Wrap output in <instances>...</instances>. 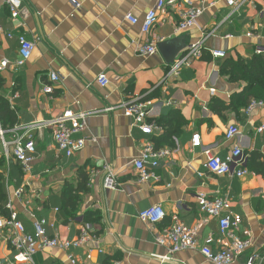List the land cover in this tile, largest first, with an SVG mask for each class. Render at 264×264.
<instances>
[{"label": "crops", "instance_id": "0c3cea01", "mask_svg": "<svg viewBox=\"0 0 264 264\" xmlns=\"http://www.w3.org/2000/svg\"><path fill=\"white\" fill-rule=\"evenodd\" d=\"M76 1L79 8L70 0H24L21 17L14 22L7 10L0 13V62L9 63L0 71V96L16 112L18 124L12 130L32 126L36 149L31 173L21 181L16 162L0 151L7 201H13V210L28 233L33 232L34 220L45 219L55 224V229L47 228V235L61 241L79 234L84 212L99 213V224L88 226L95 240L85 248L46 249L33 257V263L212 264L199 248L167 256L166 249L156 244L157 237L176 223L198 229L199 247L210 235L214 252L228 244L215 219L204 222L198 194L228 199L232 212L241 217L237 235L250 240L251 247L232 264H245L252 253L263 255L264 178L247 169L239 178L215 176L205 168L204 152L223 158L238 145L247 160L256 153L264 163V131H256L264 123V107L247 114L243 101L248 94L241 93L245 83H230L219 73L226 60L247 59L259 51L264 55V0H249L236 12L224 0H206L196 25L184 32L176 31V24L186 6L167 7L158 13V22L148 34L142 33L141 22L157 0ZM128 14L138 21L136 25L126 20ZM6 32H21L35 44L30 59L18 71L14 68L18 44ZM173 39L186 48L172 64H166L158 50L153 56L137 53L144 44L157 47ZM202 40V58L180 67L177 75L170 74L187 47ZM213 50L223 51L225 57L212 58ZM171 51L172 47L164 55ZM51 73L58 75L57 83H51ZM100 75L109 81L105 87L97 84ZM45 85L53 86L52 94L43 93ZM150 94L154 96L145 99ZM133 98L150 103L147 121L152 124L171 109L180 112L187 125L178 126L171 146L157 143L161 127L160 132L145 135L124 116L125 103ZM212 99L232 103V107L214 114L208 109ZM66 110L86 114V129L74 136L86 138V144L70 158L57 153L51 125ZM229 125L239 129L233 141L224 139ZM12 130H3L4 142L11 143ZM194 134L200 138V148L191 147ZM148 144L170 149L172 154L159 162L153 179L140 183L132 163ZM104 165L110 166L119 184L115 190L103 187ZM80 169L88 174L89 192L83 197L78 220L63 225L60 191L65 182L76 183ZM21 186L22 197L14 199ZM153 206L162 208L164 220L156 225L141 222L139 213ZM0 248L1 258L15 261L1 235ZM90 249L93 252L87 260Z\"/></svg>", "mask_w": 264, "mask_h": 264}, {"label": "built area", "instance_id": "2783aa9c", "mask_svg": "<svg viewBox=\"0 0 264 264\" xmlns=\"http://www.w3.org/2000/svg\"><path fill=\"white\" fill-rule=\"evenodd\" d=\"M24 0H0V13L7 10L10 21H17L23 11ZM206 0H157L155 6L150 9L141 22V31L143 34H148L158 22V13L167 7H176L185 5L186 7L180 13V20L176 24V31L184 32L197 23V19L202 15L204 7L201 6ZM219 1V0H218ZM226 5L236 12L241 6L249 0H243L238 3L236 0H224ZM70 3L75 8L80 7V3L76 0H70ZM213 4L208 5V7ZM126 20L136 25L138 21L130 14L126 15ZM1 29V27H0ZM6 37L9 39L15 38L18 44V60L15 62V71L20 70L30 59L34 50V42L26 38L21 32L11 33L6 32ZM203 40L191 44L186 51L181 55L179 60L171 67L170 74L177 75L180 67L188 65L192 60L199 59L203 51ZM139 55L153 56L157 53L155 43L144 44L137 49ZM261 52H257L260 54ZM212 58H224L223 51H210ZM9 67V63L5 60L0 62V71ZM51 83H57L59 77L56 73L50 74ZM109 81L105 75H100L97 79V84L100 87L108 85ZM44 94H52L53 86L45 85L42 89ZM149 102L142 101L141 98H133L125 103L124 116L132 119L133 125L138 127L145 135H152L154 132H160L161 128L147 121L149 111ZM264 102L252 100L246 108V113L249 114L257 108H263ZM86 114L82 112H74L72 110L64 111L51 125L53 126V141L56 151L59 155L67 158L72 157L77 152L81 151L85 144L86 138H74L77 134L84 132L86 129ZM33 128L24 127L22 129L12 130L11 143L4 142V131L0 128V139L2 148L6 154H10L11 158L20 165L23 176H29L34 161L36 152L34 137L32 134ZM257 133L264 131V123L257 129ZM239 135V129L235 125H229L224 132L225 141H233ZM191 147L200 148L201 141L197 134L191 138ZM172 151L167 148L155 149L148 144L142 148L139 157L133 161L137 180L140 183H147L154 178L153 170L158 167L162 159L171 157ZM207 160L205 168L215 176H236L241 177L245 172L247 156L242 152L238 145H234L229 153L223 157L213 156L210 151L204 152ZM103 170V187L107 190H115L119 184L111 171L110 166L104 165ZM201 177V175H198ZM23 195V186L17 189L14 193V199H20ZM197 205L200 213L205 215V221L215 219L218 223L219 234L221 238L228 241V244L218 251L214 252L211 249L214 243V237L209 236L203 241V245L199 247L198 229L189 228L182 223H176L169 228L164 234L156 239V244L164 247L167 251V256L176 254L186 250L200 249L201 254L205 259L212 264H232L242 253L251 247V242L248 239H242L237 235L241 223V217L231 210V205L228 199L222 197L210 198L205 194L196 196ZM13 201L8 200L4 209L8 212L5 216L1 214L0 209V235L1 240L15 254V261H8L1 258L0 264H34L33 257L40 251L46 249H62V250H79L86 247L90 240H95L88 226H82L79 234L70 239L61 241L58 237H49L47 228L55 229V224L50 223L45 219L34 220L33 232L28 233L24 225L18 220L16 213L13 210ZM165 213L160 206H153L139 213L138 218L143 223L156 225L161 223L165 218ZM98 253H102V249H96ZM90 249L86 254L87 260L91 259ZM1 253V248H0ZM166 258H162V261ZM75 264V260L70 261ZM121 264V263H114ZM245 264H264V254L252 253Z\"/></svg>", "mask_w": 264, "mask_h": 264}, {"label": "trees", "instance_id": "16d2710c", "mask_svg": "<svg viewBox=\"0 0 264 264\" xmlns=\"http://www.w3.org/2000/svg\"><path fill=\"white\" fill-rule=\"evenodd\" d=\"M204 53V52H203ZM202 53V54H203ZM202 58V57H201ZM219 73L228 78L230 83H245L242 94H248V99L245 98L243 105L248 107L252 100L264 102V55L255 54L250 58H238L234 60L224 61L219 69ZM3 86V79L0 77V89ZM155 94V92H153ZM241 94V95H242ZM154 95L150 94L145 99L152 98ZM241 98L243 96H240ZM232 107V103L226 105L217 99H212L208 104V109L214 114H220L221 111H228ZM235 107V104H234ZM18 124V118L14 109L10 107L9 102L0 96V125L2 130L10 131ZM163 129V133L157 143L163 142L167 146H171V137L177 134L178 126H186L187 122L182 118L178 110H169L162 115L155 123ZM160 149V148H155ZM0 161V165L3 163ZM245 168L255 175L264 178V163L261 157L256 153L248 155V160ZM19 179L23 177L21 167L18 163L15 166ZM76 183L65 182L60 191V207L58 208L61 223L63 225L76 222L80 214V206L83 197L89 192V177L85 170H78ZM7 203V196L4 184L3 174L0 172V209L1 214L7 215L4 205ZM82 226H94L99 224V213L94 211H86L81 215Z\"/></svg>", "mask_w": 264, "mask_h": 264}, {"label": "water", "instance_id": "95a60500", "mask_svg": "<svg viewBox=\"0 0 264 264\" xmlns=\"http://www.w3.org/2000/svg\"><path fill=\"white\" fill-rule=\"evenodd\" d=\"M178 40L179 39H173V40L166 41V42H163V43H160L159 45H157V50L163 56L166 64H172L174 62V60L177 58L178 54L181 52V50L186 48L185 45H183L181 47L179 45H177ZM170 47H172V51L166 57L165 56L166 50H168V48H170Z\"/></svg>", "mask_w": 264, "mask_h": 264}, {"label": "rangeland", "instance_id": "374dc122", "mask_svg": "<svg viewBox=\"0 0 264 264\" xmlns=\"http://www.w3.org/2000/svg\"><path fill=\"white\" fill-rule=\"evenodd\" d=\"M3 151L4 152V150H3V148L1 147V145H0V151ZM10 190H11V194L13 193V189H12V187L10 188Z\"/></svg>", "mask_w": 264, "mask_h": 264}]
</instances>
